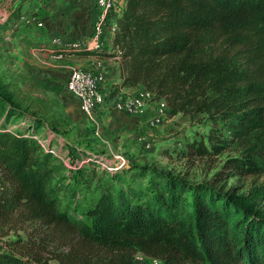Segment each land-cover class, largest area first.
Instances as JSON below:
<instances>
[{
    "label": "trees",
    "instance_id": "trees-1",
    "mask_svg": "<svg viewBox=\"0 0 264 264\" xmlns=\"http://www.w3.org/2000/svg\"><path fill=\"white\" fill-rule=\"evenodd\" d=\"M105 24L116 26L120 86L210 123L205 139L182 143V155L239 151L217 182L264 174V0H111ZM51 132L0 92V223L73 234L81 249L55 256L62 264H134L138 251L162 264H264V187L224 190L152 166H102L71 145L60 149L91 162L66 169ZM22 243L0 241V264H47L25 255L27 246L15 252Z\"/></svg>",
    "mask_w": 264,
    "mask_h": 264
},
{
    "label": "rangeland",
    "instance_id": "rangeland-1",
    "mask_svg": "<svg viewBox=\"0 0 264 264\" xmlns=\"http://www.w3.org/2000/svg\"><path fill=\"white\" fill-rule=\"evenodd\" d=\"M100 13L96 0H0V92L10 96L24 112L45 118L56 148L77 146L100 157L114 152L123 163L152 166L186 182L209 183L224 190L264 187V174L215 180L214 174L225 159L238 154L233 148L213 156L182 155V143L206 138L210 123L202 118L172 115L165 102L151 94L144 98L140 111L118 105L122 95L115 89L118 96L113 100V85L108 84L110 76L117 75L115 60L110 62L113 74L101 83L109 106L95 113L96 123L79 111L77 99L66 88V78L72 68L104 76L105 65L101 70L95 68L110 54L108 28L98 38L100 48L88 47ZM84 63L91 65L86 67ZM143 92L144 88H138L134 93ZM69 179L74 177L69 175ZM185 197L188 199V193ZM16 236L23 243L13 248L15 252H24L27 246L25 255L47 264H62L55 256L81 249L73 234L55 226L19 218L0 223V241Z\"/></svg>",
    "mask_w": 264,
    "mask_h": 264
},
{
    "label": "built area",
    "instance_id": "built-area-1",
    "mask_svg": "<svg viewBox=\"0 0 264 264\" xmlns=\"http://www.w3.org/2000/svg\"><path fill=\"white\" fill-rule=\"evenodd\" d=\"M111 0H96V5L101 10L100 17L94 26V38L89 42V46L91 48H100V42L98 40L99 36L102 34L103 29L106 27L111 32L113 36L116 26L115 24L106 25L105 24V15L108 6L110 5ZM110 54L114 58H120V49L117 45L113 44L112 39L110 43ZM57 56L61 54L57 53ZM104 80V76L102 73H94L91 70L85 68H72L68 79L66 80V88L67 90L78 99L79 110L84 113L88 118H90L94 123H96L95 113L100 111L101 109H105L109 106V100L105 97L103 90L101 88V83ZM112 91V99L115 100L117 98V91L111 88ZM151 94L147 90L143 93H134L126 96L124 100L119 98L120 106H125L128 110L133 112H137L142 110L144 106V98ZM152 95V94H151ZM153 96V95H152ZM166 104V103H165ZM50 137L53 136L51 132ZM36 139L40 140L42 144L45 143V140L39 139L38 136H35ZM109 156V157H107ZM103 156L99 158V163L102 166H106L107 163L113 162L116 166H121L124 164V160L120 158V156L114 152H111L109 155ZM58 159L61 161L63 166L66 169L71 168H79L84 165H88L91 162L90 156H83L79 159H73L68 150L62 151L59 149ZM134 264H162L161 260L149 256L143 252H135L133 255Z\"/></svg>",
    "mask_w": 264,
    "mask_h": 264
},
{
    "label": "crops",
    "instance_id": "crops-1",
    "mask_svg": "<svg viewBox=\"0 0 264 264\" xmlns=\"http://www.w3.org/2000/svg\"><path fill=\"white\" fill-rule=\"evenodd\" d=\"M111 39H112V35L110 34V42H109V44L111 43ZM107 48V47H106ZM108 49V51H110V49H111V47H110V49L109 48H107ZM83 53H86V55H90V53L89 52H83ZM107 54H109V52L107 53ZM109 56H111V57H109ZM109 56L107 57V61H105V60H103L101 63H99V65H97V68H95V69H97V70H101L102 69V65H105L106 67H107V70L104 72L105 74H104V80H105V77L106 76H109V75H111V74H113V70H110L111 68H112V66L114 65V66H117V68H116V73H117V75L115 74V75H112V76H110V78H109V80H108V84H110V85H113L111 88H113V89H117V90H119L120 91V94L122 95L121 96V100H124L125 98H126V96H128L130 93L132 94V93H134V92H136V89H138V88H140V87H127V86H120L119 84H118V82H119V80H120V65H121V58H114V57H112V55L111 54H109ZM113 60H115L114 61V64L113 65H110V62L111 61H113ZM84 65L86 66V67H90V65L91 64H85L84 63ZM110 71V72H109ZM68 76H69V74H68ZM66 79H68V77L66 78ZM124 94H126V95H124ZM76 98V97H75ZM77 99V98H76ZM77 101H78V99H77ZM77 104H78V102H77ZM78 109H79V104H78ZM80 111V110H79ZM102 112H103V110H102ZM101 112V113H102ZM104 114V113H103ZM99 115H101L100 113H99ZM97 116V115H96ZM105 115H103L102 117H104ZM80 125H78L77 126V128H80L79 127Z\"/></svg>",
    "mask_w": 264,
    "mask_h": 264
}]
</instances>
